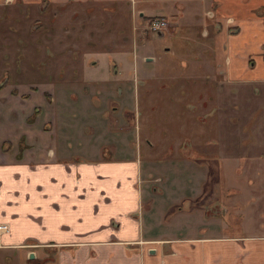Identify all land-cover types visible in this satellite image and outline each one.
Masks as SVG:
<instances>
[{
	"label": "crops",
	"instance_id": "1",
	"mask_svg": "<svg viewBox=\"0 0 264 264\" xmlns=\"http://www.w3.org/2000/svg\"><path fill=\"white\" fill-rule=\"evenodd\" d=\"M136 51L138 84L119 80ZM4 78L0 264H264V234L226 232L209 162L240 155L225 99L264 89V0H0ZM135 92L201 104L171 107L164 140Z\"/></svg>",
	"mask_w": 264,
	"mask_h": 264
},
{
	"label": "rangeland",
	"instance_id": "2",
	"mask_svg": "<svg viewBox=\"0 0 264 264\" xmlns=\"http://www.w3.org/2000/svg\"><path fill=\"white\" fill-rule=\"evenodd\" d=\"M157 35L158 33H155L151 37V39H154L153 42L159 41ZM18 43L24 44L25 40L18 41ZM137 54L138 51L134 52V54L126 55L125 61L130 66L118 77L119 80H125L127 78L128 80L134 81L135 77L137 79L139 71L137 70L136 64L142 61L141 57H138ZM18 58V61H20L24 58V55L22 54ZM100 61L106 62V59L105 61L100 59ZM110 62L112 64V61ZM91 64L92 62L88 61V67ZM135 67L136 69H134ZM150 68L154 71H160L159 66H150ZM93 76L95 78L101 77L99 73ZM136 81L138 84V79ZM159 88L160 90L169 89L167 86H160ZM256 94H258L256 90L252 92L251 96L245 94V99L248 102H244L240 101L238 93L234 92V95L232 93L231 96L225 99V109L221 107L218 113V122H215L218 126L227 127V133L232 137V141L235 136V146L240 150L238 151L240 155L224 159L223 162H220V166L214 164L213 161H209L211 165L210 169H212L211 174L215 177H218L220 174V188L226 194L225 199L220 197V202L229 209L225 213L224 218L227 225L226 232L230 234H246L247 232L264 234V89H262L260 94ZM136 95V108L133 110L136 113V120L139 121L140 115L143 112L146 115L147 111H149L151 121H153L151 128L156 129L157 132H163L164 140L169 139L170 127H172V122L176 120L170 117L172 112L171 107L177 109L183 108L185 109V115H189L197 113L201 104L167 101L148 103L142 100V97H140L141 93H136ZM240 102H243L241 107ZM247 104L258 107L257 110L259 112L255 118H252L253 113L249 116L250 109L247 107ZM112 107H115V105L111 104L110 112L115 110ZM221 110L232 111L227 114L226 123L223 121V118L220 120ZM144 120L147 119L145 118ZM195 120L197 119H190V121ZM198 120L203 123L204 128L208 125L210 130H214L215 125L213 120L210 119V115ZM129 126L135 128V123L130 122ZM216 138L208 142L209 147L216 144ZM228 154L230 155L231 151ZM230 202L234 203L231 204Z\"/></svg>",
	"mask_w": 264,
	"mask_h": 264
},
{
	"label": "built area",
	"instance_id": "3",
	"mask_svg": "<svg viewBox=\"0 0 264 264\" xmlns=\"http://www.w3.org/2000/svg\"><path fill=\"white\" fill-rule=\"evenodd\" d=\"M169 28V22L166 18H158L154 19L150 23V29L153 32H163L165 30H168ZM5 226L4 224H1L0 228Z\"/></svg>",
	"mask_w": 264,
	"mask_h": 264
},
{
	"label": "flooded vegetation",
	"instance_id": "4",
	"mask_svg": "<svg viewBox=\"0 0 264 264\" xmlns=\"http://www.w3.org/2000/svg\"><path fill=\"white\" fill-rule=\"evenodd\" d=\"M156 33H161V32H156ZM1 224H4L5 226H3V227L0 228V235L3 234V233H5V232L10 231L9 223L0 222V226H1ZM31 257H33V255Z\"/></svg>",
	"mask_w": 264,
	"mask_h": 264
},
{
	"label": "trees",
	"instance_id": "5",
	"mask_svg": "<svg viewBox=\"0 0 264 264\" xmlns=\"http://www.w3.org/2000/svg\"><path fill=\"white\" fill-rule=\"evenodd\" d=\"M8 82V79L7 78H4L0 81V88H3ZM36 112L38 113L39 112V109L36 110ZM7 147V145H6Z\"/></svg>",
	"mask_w": 264,
	"mask_h": 264
}]
</instances>
